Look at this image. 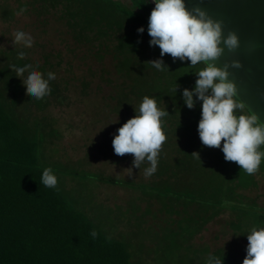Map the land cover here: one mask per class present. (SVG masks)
<instances>
[{"label": "trees", "instance_id": "1", "mask_svg": "<svg viewBox=\"0 0 264 264\" xmlns=\"http://www.w3.org/2000/svg\"><path fill=\"white\" fill-rule=\"evenodd\" d=\"M130 2L18 0L17 7L11 6L9 0L0 3V16L5 22L15 20L20 9L26 7L20 14L34 17L35 23L42 26L39 37L47 31L45 25L55 20L74 48L87 51L85 58L110 66H103L102 72L114 86L108 107L119 118L116 132L137 114L136 108L145 96L154 98L159 108L169 112L162 118L167 140L151 177H118L104 170L87 169L86 157L74 161L60 148H54L59 132L48 111L53 102L69 104L62 92L68 84L64 82L62 86L63 80L58 78L61 53H55L59 60L54 63L50 61L54 54L49 52L43 55V62L37 63L31 59L30 48L18 45L1 49L0 264H162L158 260L165 254L168 259V249L174 245L177 247L172 254L169 252L173 261L169 264H206L201 255L207 250L199 254L192 246H196L197 237L208 224L223 211L235 213L236 218L228 224L235 235L251 223L249 214H241L242 220L237 222V212L245 204L237 205L244 201L236 196L248 197L245 191L257 184L254 177L240 167L230 170L232 162L224 159L221 148L202 145L198 133L202 101L197 100L196 106L189 109L182 97L185 88L194 89L198 78L194 71L203 65L193 69L190 61H174L170 55L161 57L160 48L150 45L148 34L153 2ZM141 27L143 33L137 31ZM35 44L40 43L34 41ZM20 51L26 53L24 59H18ZM157 59H162L168 68L160 71L148 62ZM14 64H31L45 79L49 72L55 73L56 78L49 81L51 94L40 100L26 95L22 78L10 68ZM68 65L66 71H71V62ZM27 75L26 72L25 78ZM81 82L82 92L87 94L91 82ZM260 150L264 151V146ZM193 152H199L201 160L191 155ZM126 157L133 156H115V163ZM71 163L79 167H71ZM149 166L141 165L140 173ZM48 167L58 178V191L40 182ZM259 171L264 175L262 160ZM101 186L117 188L123 195L126 192V197L107 205L97 200ZM253 202L256 206L255 199ZM254 211V217L264 227V206ZM164 215L173 220L165 218L160 223ZM150 222L154 233H145L143 224ZM93 229L98 233L96 239L90 236ZM137 244L149 246L148 253L137 250ZM234 253L208 247V254L223 258L224 264H243L246 256L239 259Z\"/></svg>", "mask_w": 264, "mask_h": 264}, {"label": "clouds", "instance_id": "2", "mask_svg": "<svg viewBox=\"0 0 264 264\" xmlns=\"http://www.w3.org/2000/svg\"><path fill=\"white\" fill-rule=\"evenodd\" d=\"M155 7L149 16L148 34L150 45L158 46L161 57L170 55L173 60L190 61V67L197 69V80L192 90L185 88L182 97L186 106L193 109L197 100L202 101L201 119L198 123V133L203 146L221 148L224 159L235 162L243 172L254 175L264 158V122L259 114L247 109L246 104L238 97V87L234 80L229 79V68H241L240 60L225 63L222 67L217 61L225 49L232 52L240 47V37L235 31L224 35L223 21L212 18L206 9L196 6L189 9L186 0H152ZM26 7L20 9L23 13ZM143 33L144 28L137 30ZM16 47H32L33 37L23 31H16L12 36ZM26 53L18 52V59H24ZM157 70L168 68L162 59L148 61ZM10 68L17 77L22 78L26 86V95L40 100L50 95L52 89L49 81L56 78L55 73L49 72L47 79L31 64L24 66L11 65ZM28 73L25 78V73ZM178 84L173 89L178 90ZM195 97V99H194ZM137 114L127 120L114 136L112 145L118 156L131 154L134 159L132 168L144 169L145 177H151L158 168V158L167 140L163 130V117L169 112L158 107L154 98L145 96L136 108ZM200 159L199 152H193ZM130 172V174H131ZM40 182L51 189H58V178L48 167L42 172ZM240 235V234H236ZM90 236L96 239L95 229ZM247 255L243 264H264V227H252L247 233ZM206 264H224L223 258L209 254Z\"/></svg>", "mask_w": 264, "mask_h": 264}, {"label": "rangeland", "instance_id": "3", "mask_svg": "<svg viewBox=\"0 0 264 264\" xmlns=\"http://www.w3.org/2000/svg\"><path fill=\"white\" fill-rule=\"evenodd\" d=\"M2 1L3 0H0V3ZM120 1L125 3V5L131 4L130 0ZM9 4L13 7H17L18 0H9ZM34 20L35 18L32 16L28 17L19 14L15 20L5 22L0 16V50L14 46L12 43V36L14 32L19 30L30 34L35 42L43 44V46L35 44L30 47V50H32L31 59L33 62H43V55L49 52L50 54H54L50 60L54 63L59 60V58L55 56V53H61L62 64L59 67L58 78L63 80L62 86H65L64 82L68 84L66 86L67 89L62 92L67 95L69 104H58L53 102L48 111L51 116L54 117V126H56L59 132V138L56 140L54 148H60V152L74 161L86 157V159L89 160V165L88 167L86 166L87 169L104 170L107 174L118 177L133 178L136 176V178H146L144 172H142L143 174L140 173L139 168H132V172L129 169L132 167L134 157H126V159H122L119 164L115 163V156L118 155L114 152L112 141L117 134L116 129L118 128L119 118L116 114L112 113L108 107L110 102L109 95L113 92L114 86L106 79V75H103L104 71L102 72L103 66H105L106 69H109L110 66L106 64H97L95 60L85 58L87 51L81 47L74 48L69 40L65 39V36L61 34V25L55 20H50V22L45 25L44 28L47 31L43 32L44 35L42 37H39L42 26H39ZM68 62H71L72 65L71 71H66L69 67ZM89 67L92 68V70H89ZM83 79L91 82L90 87H87V94L82 92L81 81ZM101 150L107 153L104 154ZM124 156L119 157L123 158ZM262 161H264L263 158ZM70 166L79 167V165L75 163H71ZM229 168L233 171V169H238L239 166L235 162H232ZM252 176L257 184L245 191L249 198L241 195L236 196L237 198H243L244 201V203L238 202L237 205L241 206V204H245L243 205L244 207L238 206L242 211L237 212V222L240 223L242 220L241 214L243 216L244 214H249L251 223L243 230L241 228L243 232L238 230L239 227L234 224V228L242 234L235 235L236 231L234 232L228 224L231 220L236 218V215L230 211H223L214 221L208 224L206 230L197 237L195 243L196 246L198 245L200 247L192 246L199 254H201L204 249L207 250L201 255V260H207L209 256L208 247L210 250L223 248L231 252L234 251V255L239 257V259L247 255V233L252 227H256L257 229L261 228L258 220L254 217V210L257 211L258 206H264V175L258 170ZM216 177L219 178V176ZM237 181L239 180L237 179ZM98 190L99 196H97V200L106 202L107 205H111L118 201L120 202L121 197L124 198L126 194L125 192L123 195L118 192L117 188L113 187L106 188L101 186L98 187ZM237 191H239V189ZM118 193L120 194L118 195ZM253 199H255L257 203L256 206H254ZM253 208L254 210H252ZM165 218H167V215L161 216L159 222L161 223V220ZM172 220L171 218H167L169 222ZM151 224L152 222L143 224L146 230L145 233H154L150 231ZM139 236H142L141 233ZM161 244L165 245V243ZM175 247L177 246L174 245V247H169V251L167 252L168 259L165 254L163 258L158 260V263H172V255H170L169 252L172 254L173 250L176 249ZM136 248L137 250H143L145 254L148 253L147 250L149 246H146V244H137Z\"/></svg>", "mask_w": 264, "mask_h": 264}, {"label": "water", "instance_id": "4", "mask_svg": "<svg viewBox=\"0 0 264 264\" xmlns=\"http://www.w3.org/2000/svg\"><path fill=\"white\" fill-rule=\"evenodd\" d=\"M186 5L204 8L212 18L222 20L225 36L235 31L240 37V47L232 52L225 49L217 64L241 61V68H229V79L237 84L246 109L264 122V0H186Z\"/></svg>", "mask_w": 264, "mask_h": 264}]
</instances>
